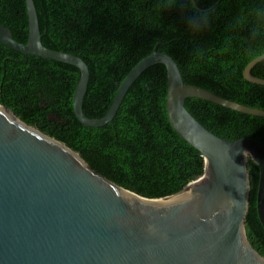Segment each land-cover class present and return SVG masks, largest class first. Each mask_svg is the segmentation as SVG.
Masks as SVG:
<instances>
[{
	"label": "trees",
	"instance_id": "trees-1",
	"mask_svg": "<svg viewBox=\"0 0 264 264\" xmlns=\"http://www.w3.org/2000/svg\"><path fill=\"white\" fill-rule=\"evenodd\" d=\"M34 0L42 43L77 55L89 67L83 111L105 115L120 82L142 58L172 56L187 84L264 110V85L243 69L264 53V0ZM211 13L199 34L187 26L194 14ZM0 23L22 43L28 38L25 0H0ZM264 78V60L251 70ZM80 70L72 64L25 55L0 43V103L28 124L77 151L114 183L144 197L176 194L204 173L200 153L173 129L166 112L167 71L146 68L129 88L112 121L88 127L76 117L73 93ZM185 107L215 135L264 143V117L187 98ZM250 198L245 218L249 242L264 258V227L256 209L258 167L247 160Z\"/></svg>",
	"mask_w": 264,
	"mask_h": 264
},
{
	"label": "water",
	"instance_id": "water-1",
	"mask_svg": "<svg viewBox=\"0 0 264 264\" xmlns=\"http://www.w3.org/2000/svg\"><path fill=\"white\" fill-rule=\"evenodd\" d=\"M25 2L27 42L17 41L0 23V43L77 67L73 109L85 126L112 121L140 74L163 63L168 119L203 157L204 173L176 194L141 196L99 174L77 151L0 103V264H264L245 230L248 158L258 167L256 209L264 227V143L215 135L194 118L185 101L200 98L260 117L264 110L185 83L175 59L158 51V41L125 75L105 115L88 117L83 111L88 65L77 55L43 45L34 0ZM192 2L199 11L210 9ZM262 60L264 53L245 66L247 81L264 85V78L251 73Z\"/></svg>",
	"mask_w": 264,
	"mask_h": 264
},
{
	"label": "clouds",
	"instance_id": "clouds-1",
	"mask_svg": "<svg viewBox=\"0 0 264 264\" xmlns=\"http://www.w3.org/2000/svg\"><path fill=\"white\" fill-rule=\"evenodd\" d=\"M173 2L175 3L176 0H173ZM211 21V13H197L189 17L187 26L191 32H193L194 34H199L206 31L210 27Z\"/></svg>",
	"mask_w": 264,
	"mask_h": 264
}]
</instances>
